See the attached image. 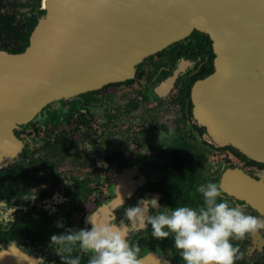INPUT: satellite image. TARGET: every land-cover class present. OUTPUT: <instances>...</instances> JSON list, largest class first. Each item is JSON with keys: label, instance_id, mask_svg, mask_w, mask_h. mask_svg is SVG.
Instances as JSON below:
<instances>
[{"label": "flooded vegetation", "instance_id": "flooded-vegetation-1", "mask_svg": "<svg viewBox=\"0 0 264 264\" xmlns=\"http://www.w3.org/2000/svg\"><path fill=\"white\" fill-rule=\"evenodd\" d=\"M46 0H0V50L30 44ZM210 37L200 31L145 57L131 78L45 105L14 130L17 149L0 163V200L16 207L0 220V264H63L52 235L104 221L127 228L142 264H185L173 238L132 225L124 209L158 198L152 214L198 209L201 184L264 219V163L217 144L195 114L194 90L214 71ZM63 224V227H58ZM239 246L235 264H264V229ZM74 255L87 264L88 253Z\"/></svg>", "mask_w": 264, "mask_h": 264}, {"label": "water", "instance_id": "water-1", "mask_svg": "<svg viewBox=\"0 0 264 264\" xmlns=\"http://www.w3.org/2000/svg\"><path fill=\"white\" fill-rule=\"evenodd\" d=\"M195 30L215 53L195 86L209 96L194 90L199 124L264 163V0H46L28 47L0 50V163L17 149L14 130L45 105L131 78Z\"/></svg>", "mask_w": 264, "mask_h": 264}, {"label": "clouds", "instance_id": "clouds-1", "mask_svg": "<svg viewBox=\"0 0 264 264\" xmlns=\"http://www.w3.org/2000/svg\"><path fill=\"white\" fill-rule=\"evenodd\" d=\"M197 191L203 196V206L198 209L180 206L152 214L161 207L158 198L153 197L124 209V216L141 229L150 225L155 239L171 236L185 264H235L243 253L231 241H242L264 229V219L221 200L222 187L216 183L201 184ZM16 210L7 200H0V220L13 221ZM127 233V228L101 220L92 223L91 228L67 229L52 235L49 247L63 264H81V257L73 254L77 249L88 253L87 264H142L141 249L128 242ZM40 262L44 264L43 257Z\"/></svg>", "mask_w": 264, "mask_h": 264}, {"label": "bare ground", "instance_id": "bare-ground-1", "mask_svg": "<svg viewBox=\"0 0 264 264\" xmlns=\"http://www.w3.org/2000/svg\"><path fill=\"white\" fill-rule=\"evenodd\" d=\"M195 92H196V90H195ZM208 92H209V91L206 90V91L203 93L202 90L199 88L198 92L195 93V97H196V99H197V97H198V99H200V97H202V95H204V97L207 98V97L209 96V93H208ZM204 102H205V101H204ZM30 103H31V102H30ZM30 103H29V104H30ZM199 104H201V103H200V100H199ZM208 105H209V104H208Z\"/></svg>", "mask_w": 264, "mask_h": 264}]
</instances>
